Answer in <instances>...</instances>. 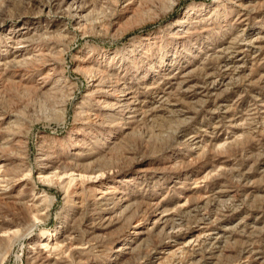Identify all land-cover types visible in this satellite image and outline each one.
Masks as SVG:
<instances>
[{
	"label": "rangeland",
	"instance_id": "374dc122",
	"mask_svg": "<svg viewBox=\"0 0 264 264\" xmlns=\"http://www.w3.org/2000/svg\"><path fill=\"white\" fill-rule=\"evenodd\" d=\"M65 1L0 0V264H35L30 234L67 264H264V0H82L83 21L42 14ZM85 59L132 92V115L90 96ZM108 186L126 200L86 251L59 243L69 230L87 241ZM125 239L132 251L117 255Z\"/></svg>",
	"mask_w": 264,
	"mask_h": 264
},
{
	"label": "bare ground",
	"instance_id": "6f19581e",
	"mask_svg": "<svg viewBox=\"0 0 264 264\" xmlns=\"http://www.w3.org/2000/svg\"><path fill=\"white\" fill-rule=\"evenodd\" d=\"M82 0H66L64 3H58L56 4V6H51V5H46L44 4L43 7L41 9V12L42 14L44 12L48 13L49 15L50 14H53L54 16L56 17H59L61 18L62 20L64 19H72L74 21L76 20H79V21H83L86 19V17L88 16L85 12L86 15H84V12L82 11L83 7H82V3H81ZM42 3V2H41ZM68 5L66 7H64L65 4ZM241 4V3H240ZM243 8V7H242ZM60 13V14H58ZM89 14V13H88ZM71 20V21H72ZM61 21V20H60ZM66 21V20H65ZM49 24V23H48ZM80 24V23H79ZM47 30L50 32V33H54V36L56 37H62L64 35V32L66 29H58L57 32L51 30L52 29V26L47 25ZM56 37V38H57ZM59 38V39H60ZM64 38V36H63ZM63 40V39H62ZM18 42H21V43H30V42H33L31 41L30 38L26 39V38H20ZM13 62L12 63H16L17 61L16 60H12ZM93 62L91 59H85L83 60L82 63H84V65L88 64V63H91ZM86 63V64H85ZM96 66V63L94 64H89V65H86V67H82L81 69L84 71V72H88V73H91L93 74V77L94 79L92 81L93 84H91V88L89 87V89H91V91L89 92L90 96H98L100 95V100H96L99 104L100 102L104 103V107L105 108H108V109H111V110H116V109H128V108H131L129 111H130V114L132 115L133 112H135L134 109L136 107L135 103H134V97L132 96V92L130 91H123V89L121 90L122 87H120V85L118 83L116 84H108L106 85L105 82L103 81V79L101 78V74L98 73L97 68H94V66ZM52 74V73H51ZM98 75H100L98 77ZM96 77V78H95ZM104 77V76H103ZM47 78V77H45ZM108 78V77H107ZM106 78V79H107ZM110 80V79H109ZM108 80V81H109ZM111 82V80H110ZM114 81H112L111 83H113ZM108 83V82H107ZM110 85V86H109ZM44 86V85H43ZM41 86V87H43ZM111 87V88H110ZM125 88V87H124ZM41 91H43V89L40 88ZM119 91L118 94H114V93H117ZM126 92V93H125ZM45 94H48L49 96H55L57 93L53 90H49L47 92H44ZM87 94V93H86ZM56 98V97H55ZM133 108V109H132ZM126 109V110H127ZM91 110V109H90ZM125 111V110H124ZM128 111V112H129ZM93 112V111H92ZM127 112V113H128ZM78 114H82L83 117H80V118H85V119H88L90 122L92 121H96V117H98V115L96 116L97 113H86L85 112V109H84V106L83 107H80V111L77 112ZM93 115L95 118H93ZM114 115V114H113ZM134 117V116H133ZM132 116L129 117V118H133ZM7 118V117H6ZM8 127L7 129H11L12 128H15L16 126L19 127V121H18V117L15 116H12L11 118H8ZM99 119V118H98ZM101 121V120H100ZM102 122V121H101ZM16 129V128H15ZM17 130V129H16ZM12 133V132H11ZM15 133V132H14ZM13 133V134H14ZM17 136V135H16ZM190 142V141H189ZM21 143V142H19ZM48 154V153H47ZM43 155V157L41 159H39V166L40 167V177H45V175L47 176V171L48 169L51 168L50 164H51V158L49 155ZM79 153L78 152H75L74 153V156H77ZM80 155V154H79ZM42 156V155H40ZM17 162H19L17 160ZM92 163V162H90ZM88 163L87 165H84L82 167L86 168V169H89L91 167V164ZM23 165V164H22ZM6 164H3V167L5 168ZM20 164L17 163L15 164L12 168H14V170H18L20 169ZM22 167V166H21ZM80 167V165H79ZM8 172L7 169H5L3 171V175H6ZM46 173V174H45ZM1 175L2 177L6 178L5 176ZM44 175V176H43ZM56 176V175H55ZM7 180V179H6ZM46 181H50L49 179H47ZM8 182V181H7ZM10 183V182H8ZM121 190H119L118 186L116 187H104V189H102L101 191L99 190V195L97 196L98 200H102V202L99 204V205H102V207L104 206L105 208H103V211H104V215L102 217L101 220H98V219H94V218H91L90 219V222H88L86 225H85V231H84V234L87 235V241H85V239H82V240H79V237L76 236L75 234V231L74 230H69L65 233H62L61 235V238L60 240L58 241L59 243H62V244H65L68 242V245L66 247L70 248V249H74L75 248V251L76 253H84L86 250L85 248L86 247H83L87 244L90 243V238L92 235H94L100 228H101V225L103 223H105L104 221L106 220H109V215L111 213V211L113 210L114 206L116 204H119L121 205L123 202H125V198H123L120 193ZM6 193H4L5 195ZM22 196L23 194L19 193V195H17L16 197H14L13 201L16 203V204H19L21 205L22 207H29L31 210V212H41L42 211V208H41V204L38 203V201H34L30 204H25V202L22 201ZM44 194L40 195L39 197H43ZM43 202V200H42ZM100 202V201H98ZM97 202V203H98ZM96 203V205H97ZM111 203L113 204V206L111 207H108L109 204L111 205ZM43 204V203H42ZM27 205V206H26ZM95 205V204H94ZM101 209H99L100 211ZM100 216V215H98ZM100 218V217H99ZM102 221V222H101ZM100 222V223H99ZM133 223V222H131ZM138 226V224L136 225ZM34 227V226H33ZM36 227V225H35ZM177 227V226H176ZM75 229V228H73ZM32 227H31V230H30V233H32ZM210 232V231H208ZM48 234H50V232H48ZM139 234L141 235H144L145 232L143 230H141L140 232H137V233H134L133 236H139ZM206 234V233H205ZM204 234V236H205ZM214 234V233H213ZM222 234V233H221ZM140 235V237H141ZM209 235V234H208ZM169 236V235H168ZM28 237V236H27ZM29 239L32 240V242L34 241V244L32 245V249H34L36 252V257H35V264H67L66 260H63V259H58V260H53L49 255H46L45 253H43L42 250H38L39 249V244L38 242L36 241L35 242V239L33 238V236H31V234L29 235ZM213 237V236H212ZM0 238H3L2 236ZM172 238V237H171ZM4 240H9L10 238H3ZM34 239V240H33ZM168 239V237H167ZM174 239V237H173ZM209 239V238H208ZM215 239V238H214ZM175 241V240H174ZM128 242V243H127ZM170 242V241H169ZM129 243H133V240L131 241H127V239H125L124 243H122L118 249L115 251L117 255H120L121 252H125V250H129V251H132V247H127L125 244H129ZM165 243V242H164ZM170 244V243H169ZM218 245V244H217ZM187 246V245H186ZM67 248V249H68ZM164 248V247H163ZM179 248V247H178ZM182 248V247H181ZM31 249V250H32ZM82 249V250H81ZM125 249V250H123ZM167 249V248H166ZM174 249V248H173ZM88 250V249H87ZM168 250V249H167ZM84 251V252H83ZM164 251V250H163ZM173 251V250H172ZM177 251V250H176ZM159 254V253H158ZM165 255V253H163ZM169 254V253H168ZM173 254V253H172ZM35 254L33 253V256ZM160 255V254H159ZM167 255V253H166ZM162 256V255H160ZM159 256V257H160ZM80 257V256H79ZM78 257V258H79ZM157 258V257H156ZM162 260V258L160 259ZM159 261V260H158ZM80 262L82 263V260H81V257H80ZM152 262V261H151ZM156 262V261H155ZM80 263V264H81ZM158 263V262H157ZM151 264V263H150ZM159 264V263H158ZM259 264V263H258Z\"/></svg>",
	"mask_w": 264,
	"mask_h": 264
}]
</instances>
